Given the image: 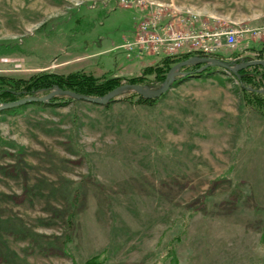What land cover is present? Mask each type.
<instances>
[{
  "label": "rangeland",
  "instance_id": "374dc122",
  "mask_svg": "<svg viewBox=\"0 0 264 264\" xmlns=\"http://www.w3.org/2000/svg\"><path fill=\"white\" fill-rule=\"evenodd\" d=\"M186 10L237 31L219 59L256 60L264 0H0V75L156 88L143 69L165 55L125 40ZM208 71L150 103L127 90L0 112V264H264V117Z\"/></svg>",
  "mask_w": 264,
  "mask_h": 264
},
{
  "label": "trees",
  "instance_id": "16d2710c",
  "mask_svg": "<svg viewBox=\"0 0 264 264\" xmlns=\"http://www.w3.org/2000/svg\"><path fill=\"white\" fill-rule=\"evenodd\" d=\"M264 53V43L256 50V58L255 59H262ZM191 53L181 54L177 58H171L169 56L162 57L157 63L145 67V70L148 73H153L158 83H160L167 72V70L175 63L192 56ZM216 54L215 56H218ZM237 61V60H236ZM201 64H190L184 65L180 67V71L186 72L183 76H178L175 78L171 85L175 84L177 81L181 79H187L189 77H198L201 75H205L210 73L208 71V66L199 72L195 70L200 67ZM238 74L240 76V80H236V86L240 91V95L244 101L247 103L254 111H256L259 115L264 117V91H255L258 89L264 88V65H251L248 67H244L238 70ZM140 80L139 77L137 78H129V83H137ZM119 83L118 77H106V78H98L92 76L88 73H83L79 71L69 72L66 75H57L53 73H40L31 75L29 78L25 79H11L6 78L0 75V104L6 103L10 101H14L18 98H21L22 93L25 94H32L36 91L43 92L42 95L51 91L52 87H57L61 90H70L75 93L79 94H86L93 97H100L104 95L109 90L116 87ZM242 85H241V84ZM170 85V86H171ZM245 87H250V90H247ZM136 97L137 103H150L151 99H143L137 93L133 92ZM160 94L158 97L162 96ZM157 97V98H158ZM57 99H73L74 98L67 96V95H53L48 99L47 102H38L35 103L39 104H52L56 103ZM113 99L111 98L107 103H110ZM68 101V100H67ZM34 103V102H31ZM18 106L2 109L0 112L3 111H15L17 110ZM100 255H93L87 258L83 264H98V260H100Z\"/></svg>",
  "mask_w": 264,
  "mask_h": 264
},
{
  "label": "built area",
  "instance_id": "2783aa9c",
  "mask_svg": "<svg viewBox=\"0 0 264 264\" xmlns=\"http://www.w3.org/2000/svg\"><path fill=\"white\" fill-rule=\"evenodd\" d=\"M160 19L156 13L147 20L142 19L136 29V36L132 40H125V50L136 46L138 50L141 48L145 52H161L172 58L184 53L214 57L223 46L232 47L237 40L235 29L209 26L205 21L197 20L190 10L177 13L172 22H161ZM250 31L256 37L264 35L262 27H255Z\"/></svg>",
  "mask_w": 264,
  "mask_h": 264
},
{
  "label": "water",
  "instance_id": "95a60500",
  "mask_svg": "<svg viewBox=\"0 0 264 264\" xmlns=\"http://www.w3.org/2000/svg\"><path fill=\"white\" fill-rule=\"evenodd\" d=\"M190 64H201L200 67L196 69V72L208 67V66H214L219 67L222 69L227 70L230 72L233 76H235L236 80H240V76L238 74V70L244 67H248L251 65H264V58L262 59H240L238 62H231L226 60H221L216 57H206V56H190L184 60H181L175 64H173L166 72L164 79L160 82V84L156 88H152L150 85L147 84H130V83H124L120 84L113 89L106 92L104 95L100 97H93L86 94H79L72 92L70 90H61L57 87H55L53 90L49 91L48 93L42 95V96H26L23 98H19L14 101L1 103L0 104V110L7 109L15 106H19L21 104H25L28 102H47L50 97L53 95H67L74 99L78 100H85L96 104H106L111 98H113L115 95H117L120 92L123 91H134L137 93L140 97L143 99H152L155 97H158L160 94L165 92L168 87L171 85L172 81L177 78L178 76L185 75L186 72L180 71V67L184 65H190ZM241 84V83H240ZM242 85V84H241ZM247 90H250V87H245ZM255 91H264L263 89H258Z\"/></svg>",
  "mask_w": 264,
  "mask_h": 264
}]
</instances>
